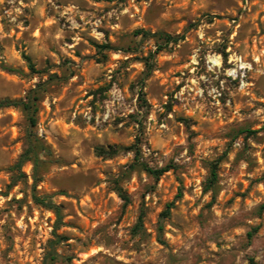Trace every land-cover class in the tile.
<instances>
[{"label":"rangeland","instance_id":"1","mask_svg":"<svg viewBox=\"0 0 264 264\" xmlns=\"http://www.w3.org/2000/svg\"><path fill=\"white\" fill-rule=\"evenodd\" d=\"M32 90L36 127L0 109V264H264V0H0V101ZM30 133L58 229L32 162L9 187Z\"/></svg>","mask_w":264,"mask_h":264},{"label":"trees","instance_id":"2","mask_svg":"<svg viewBox=\"0 0 264 264\" xmlns=\"http://www.w3.org/2000/svg\"><path fill=\"white\" fill-rule=\"evenodd\" d=\"M137 34H143L144 36H159L162 40L165 41L166 45H170L172 43H178L179 38H174L171 35L168 34H156L153 35L151 32H146L144 30H138ZM96 48L100 53L103 52V50H113L114 48L110 44H105V45H96ZM163 48V46H159L158 51H160ZM157 52H155L156 54ZM25 59L28 61L30 67L34 69V66L31 62V59L28 56H24ZM150 57L153 59L154 54H150ZM146 66L148 69L147 74H150L153 70V64H150L149 59H146ZM40 99V95L38 93V90H32L28 96L25 99H19V100H11V99H4L0 101V109L5 108V107H20L22 108L28 117L30 126L32 128L37 126V118L36 114L38 112V101ZM124 150H133L136 154V163L141 165L144 170H146L149 174L153 175L155 178L159 179L163 174L166 172L170 171L172 169L171 166H165L161 168H153L147 164L141 163L140 162V154L141 150L140 148L137 147V144L129 147V148H124ZM49 152L48 148L44 146V144L39 140V138L36 135H33L30 133L28 137V146L24 153L21 155L19 161L11 168L12 171H17V174H14L12 177V182L10 184V188L15 187L20 183V180L25 177V174L21 171L22 166L27 163V162H32L34 165V178L35 182L33 185V192H32V199L36 205L42 206L46 209L54 211L57 220H56V229H58L62 224H63V214H62V209L59 205L53 202L52 198L50 196H40L37 191H36V186L39 181L38 174L42 166V160H41V154L43 152ZM119 149L112 148V151L109 152V150H105L104 148H98V154L100 156L103 155H110L113 156L117 153H119ZM217 163L214 164L212 171H211V177H210V187H213V185L217 182L218 179V173H217ZM119 195L125 200L126 204L129 202V198L122 192V190H118ZM181 197V193L178 196V198ZM175 207V202H171L167 205V209L165 212L162 214L163 218L170 216L171 210ZM264 208V205L262 206ZM143 217H140L139 222L137 227L141 229L143 227ZM162 228H160V231ZM56 237L58 240L54 242L55 244L61 243V238L60 236L55 232ZM53 245V246H54ZM57 257L56 252L48 253L46 256L47 259H51V261H54ZM46 264V263H45ZM250 264H258L255 262L254 259L250 260Z\"/></svg>","mask_w":264,"mask_h":264},{"label":"bare ground","instance_id":"3","mask_svg":"<svg viewBox=\"0 0 264 264\" xmlns=\"http://www.w3.org/2000/svg\"><path fill=\"white\" fill-rule=\"evenodd\" d=\"M213 62H215V63H216L217 61H216V60H213Z\"/></svg>","mask_w":264,"mask_h":264}]
</instances>
